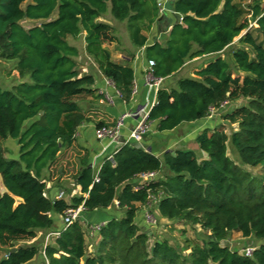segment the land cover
I'll list each match as a JSON object with an SVG mask.
<instances>
[{
    "label": "trees",
    "instance_id": "16d2710c",
    "mask_svg": "<svg viewBox=\"0 0 264 264\" xmlns=\"http://www.w3.org/2000/svg\"><path fill=\"white\" fill-rule=\"evenodd\" d=\"M246 7L240 0H167L166 11L179 19L161 40L147 43L160 16L158 0H0V58L13 60L22 78L10 88L0 86V246L5 249L0 264H25L41 256L38 244L16 242L55 229L53 214L81 203L91 211L106 209L115 199L121 213L96 231L92 250L86 225L77 220L45 246L49 263L264 264V5L253 0ZM108 12L125 21L133 46H144L146 58L154 61V75L175 82L162 83L156 92L147 115L155 130L201 119L209 106L224 99L245 102L196 134L203 158L190 148L160 157L126 143L105 156L95 172L86 153L75 174L81 194L52 200L45 193L43 169L72 145L77 127L88 119L78 100L96 90L94 75L81 70L79 49L68 37L84 32V52L121 99L132 97L133 68L113 60L104 46L118 42L114 27L103 20ZM247 14L255 24L249 26ZM23 20L33 24L25 26ZM228 47L233 64L223 55ZM211 54L195 76L176 77L188 59ZM231 123L237 126L227 132ZM103 125L108 124L96 123ZM8 138L16 141L17 158L5 155ZM228 142L242 165L262 166V173L237 164L228 154ZM149 170L160 176L135 189L137 174ZM149 194L158 197L161 217L199 225L206 236L184 248L167 238L149 245L151 235L136 222L138 204L146 203ZM234 232L257 242L251 243L250 256L230 245L227 239Z\"/></svg>",
    "mask_w": 264,
    "mask_h": 264
},
{
    "label": "crops",
    "instance_id": "0c3cea01",
    "mask_svg": "<svg viewBox=\"0 0 264 264\" xmlns=\"http://www.w3.org/2000/svg\"><path fill=\"white\" fill-rule=\"evenodd\" d=\"M171 15V11L168 10L166 12L164 11L160 13L161 17L157 19L151 31L148 33L147 43H151L155 38L160 40L161 34L168 32L166 29H170L168 27L169 24L175 20V18ZM155 28L156 32H154ZM80 37L82 39V52L86 57L85 60L87 63L86 65H80V67L83 72H91L94 75L95 84L93 88H96V90L93 92V94L82 97V100L85 101L84 105L80 104V99L78 100L79 105L88 119L83 121L77 127L75 140L72 145L70 147L61 149L58 153L56 161L49 168L43 169L42 174L46 182L45 193L52 200L58 197L60 191H63L62 198L65 200H69V198L73 195L81 194L80 186L75 182V174L80 168L81 158L84 156V154L87 153L89 160L88 164H90V167H92L96 172L100 168L103 158L105 156L108 157L116 150V144H110L106 139L99 140L96 138V123L98 121H103L105 124L110 125L122 113L131 112V116L125 117L124 126L121 129V138L126 139L132 125H134L138 118L141 117V110H148L155 97L154 92L147 87L144 80V68L147 63L144 46H133L129 38V42L123 45H120L119 43L116 44L114 42L104 44V46L109 49L113 60L116 62L129 64L133 68L134 82L136 84L137 91L132 95L129 102H125L116 93L115 87L100 73L93 61L84 52V32L80 35ZM235 41L236 38L234 42ZM80 56L82 55L79 50L78 57ZM204 56L209 58L213 55L211 54ZM77 61L79 60L77 59ZM205 62L203 64H205ZM197 69L198 68H195V70ZM183 76H195V74L192 73L191 75ZM166 82L167 81L164 80L163 83ZM167 84L175 86V82H173L172 79L168 80ZM102 93L109 94L112 97L113 102L108 103L104 101ZM98 94H101V96H98ZM219 121L220 120L217 117H213L211 119H206L203 117L195 121L182 122L174 129L164 131L155 130V122H150V130L148 133H146L141 143L145 146H149L150 151H153L160 157H162V154L165 151H174L178 148H190L196 151L198 148L194 140L196 134L203 128H212ZM198 156L203 158L205 154L200 151ZM69 185H71V187H69ZM138 206L141 208L140 204H138ZM118 211L119 210L115 211L111 205L106 209L92 211L88 218H90V222L93 223L106 222V220H108L112 215L118 216L116 214ZM53 217L55 220L54 228H59L61 226L60 215L53 214ZM142 218L143 217L141 215L138 218V221ZM143 228L144 226L141 225V229ZM49 230H52V228L37 231L36 237L31 240H39V243L37 244L43 245L44 235ZM97 239L98 238L95 234V242ZM93 248L94 246L92 245L89 247V250H92ZM37 255V260H34V257L27 264L40 263L42 260L41 256L39 254Z\"/></svg>",
    "mask_w": 264,
    "mask_h": 264
},
{
    "label": "rangeland",
    "instance_id": "374dc122",
    "mask_svg": "<svg viewBox=\"0 0 264 264\" xmlns=\"http://www.w3.org/2000/svg\"><path fill=\"white\" fill-rule=\"evenodd\" d=\"M161 2V4H163V6L165 5V2L167 0H158V2ZM260 3L262 5H264V0H259ZM241 5L244 6L245 8H247L246 6L250 3L253 2V0H240ZM166 12V10H165ZM173 16V15H171ZM247 18H248V23L250 25V23H252L253 21H250L249 19V14H247ZM103 20L109 22L115 29V34L116 36H118V42H115L116 44L119 43L120 45L123 44H127L129 42L128 38V33L126 30V25H125V21H119L114 19L110 13L108 12ZM22 23L25 26H29L31 24H33L32 21H28V20H23ZM154 32H156V28L154 29ZM161 40V39H160ZM68 41L71 44H74L75 46H77V48L80 50L81 55L80 57H77V59L79 60L78 63L80 65H86V60H85V55L82 52V39L79 36L78 38L74 39L72 37H68ZM109 44V43H108ZM111 45V44H110ZM236 46L235 45H231L230 47L233 48ZM228 47L227 49H225L223 51V55L225 56V58L227 59V61L231 64H233V60L232 57L230 56V51L231 48ZM213 56H210L209 58L206 56H202V57H193L191 59H188L185 64L182 66L181 70L176 74V76H183V75H191L192 73L194 74L195 72V68L199 67L200 65H202L205 61H207V59H211ZM26 78H24L25 80ZM22 78L19 77L18 72L14 69V61L13 60H5L0 58V86L2 88H10L12 85L17 84L19 81H21ZM80 104L84 105L85 101L82 100V98H80ZM245 99H239L237 101H229V104L223 108L219 114V116H217V118L221 121V116L222 114H224L226 111H228L231 107H235L236 105L240 104V103H244ZM29 121H26L25 124H28ZM237 124H227V132L230 131L231 128H236ZM228 146V154L230 155V157L235 160L237 162V164L241 165V167L243 169H248L250 170L251 173L254 174H261L263 171V167L262 166H256V167H251L249 165H242L239 161L238 155L237 153L234 151L233 147L230 145V143H227ZM3 147H4V152L5 155L7 157L10 158H17L18 156V146L16 144V141L13 139L8 138L7 140L3 141ZM201 150L199 148H197V150L195 151L196 155H199V152ZM202 152V151H201ZM69 187H71V185H69ZM68 187V188H69ZM4 188H2L1 184H0V191H3ZM68 190V189H67ZM156 198L154 197L153 200H151L150 202V209L155 217V221L154 223H149L145 220L144 215H143V206L141 205V208L138 209L137 214H136V222L138 221V218L142 215V219H140L137 223H139L138 225L141 227L144 226V230H147L148 234L151 235L149 237L148 240V244H152L153 241L155 240V238H167L171 244L173 245H178L182 248L194 243V242H200L207 234V232L203 229H201V227L199 225H192V224H185L183 223V221H175V220H168L166 218H163L160 216V214L158 213L157 207H156ZM115 207V208H114ZM116 205L113 203L112 208L117 211L116 209ZM92 211L91 210H87L85 209L84 211L81 212L80 216H79V220L81 223H83V225H86V230L88 233L87 236V242L89 243V247H91L92 245L94 246V242H95V234L96 231L93 230V228L91 226H94V224H97L99 222L93 223L90 222V218L89 214H91ZM121 212L118 211L116 212L117 215H119ZM228 242L230 243L231 246H233L236 250H241L242 248H244L247 244H257V242H249L246 240L245 237H243L240 233L238 232H234L232 234H230V236L228 237ZM17 241L16 245H24V244H31V243H39L38 241ZM39 247L41 248L42 245H39ZM5 249L3 247L0 246V256L3 255ZM189 252V249H185L183 251L184 254H187ZM38 259V255L35 256L34 260ZM28 263V262H27ZM25 263V264H27Z\"/></svg>",
    "mask_w": 264,
    "mask_h": 264
},
{
    "label": "built area",
    "instance_id": "2783aa9c",
    "mask_svg": "<svg viewBox=\"0 0 264 264\" xmlns=\"http://www.w3.org/2000/svg\"><path fill=\"white\" fill-rule=\"evenodd\" d=\"M160 6V13L164 12L166 10L165 5L161 4V2H158ZM252 24H255L254 22L250 23L249 26ZM153 65L154 61L152 59H147L146 66L144 68V80L147 87L154 92V100L152 104L150 105L149 109L144 110L142 109L141 117L138 118V120L132 125L128 137L126 139L121 140V129L124 126V119L125 117L131 116V112H124L119 117L116 118V120L110 124V125H103L100 127H96L95 129V136L99 140H108L110 144H126V143H132V142H141L146 133L150 130V122L147 120L148 112L151 108V106L155 103L156 100V92L158 88L161 86V84L164 82L163 77H157L154 75L153 72ZM108 82H110L112 85V81L108 79ZM114 86V85H113ZM116 89V88H115ZM137 88L135 82L133 83L132 87V95L136 93ZM116 93L120 96L119 91L116 89ZM103 94V93H102ZM103 100L112 103V97L105 93L103 94ZM229 104L228 99L222 100L218 105H212L209 106L207 109V112L205 113L204 118L211 119L213 117L219 116L221 110L225 108ZM118 147L116 146V149ZM112 154L108 156L110 158ZM160 176V172L157 170H149V171H143L137 174L136 179L137 182L134 186L135 189H138L144 185H147L149 182H152L156 180ZM63 191H60L57 198L62 197ZM156 198V201L158 200V197L154 194L148 195V200L146 203L142 204L143 206V215L147 222L154 223L155 217L150 209V202L153 200V198ZM114 204L118 206V201L115 199ZM85 210V207L83 203L77 205V206H69L67 207L63 213L60 215L61 217V226L56 229L49 230L44 235V241L43 246L41 249V262L38 264H50L46 255L44 248L45 246L56 236L60 235V232L62 229H64L69 224L79 220V216L82 211ZM104 224V222H99L97 224H94V226H91L94 231L99 230L100 226ZM255 246L253 244H247L244 248H242L240 251L246 255L250 256L254 250Z\"/></svg>",
    "mask_w": 264,
    "mask_h": 264
},
{
    "label": "water",
    "instance_id": "95a60500",
    "mask_svg": "<svg viewBox=\"0 0 264 264\" xmlns=\"http://www.w3.org/2000/svg\"><path fill=\"white\" fill-rule=\"evenodd\" d=\"M161 16H159V18H160ZM174 17H175V20H174V22H172L171 24H169V28L174 24V23H176L177 21H178V17H177V15H174ZM158 18V19H159ZM166 30H169V29H166ZM121 140H123V138H121ZM118 148L121 146V144H117L116 145ZM132 146H134V147H137V148H139V147H143L145 150H147V151H150V148H149V146H145V145H143L141 142H132ZM88 166H90V164H88ZM16 249V247H13L11 250H15Z\"/></svg>",
    "mask_w": 264,
    "mask_h": 264
}]
</instances>
